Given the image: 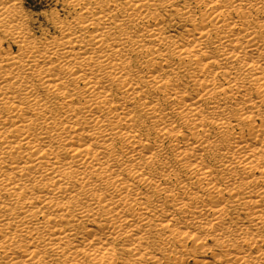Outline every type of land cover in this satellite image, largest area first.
I'll list each match as a JSON object with an SVG mask.
<instances>
[{"label":"bare ground","instance_id":"1","mask_svg":"<svg viewBox=\"0 0 264 264\" xmlns=\"http://www.w3.org/2000/svg\"><path fill=\"white\" fill-rule=\"evenodd\" d=\"M0 0V264H264V0Z\"/></svg>","mask_w":264,"mask_h":264},{"label":"rangeland","instance_id":"2","mask_svg":"<svg viewBox=\"0 0 264 264\" xmlns=\"http://www.w3.org/2000/svg\"><path fill=\"white\" fill-rule=\"evenodd\" d=\"M24 7L38 21L37 26H45L47 16L54 10L60 11L62 9L55 0H25Z\"/></svg>","mask_w":264,"mask_h":264}]
</instances>
